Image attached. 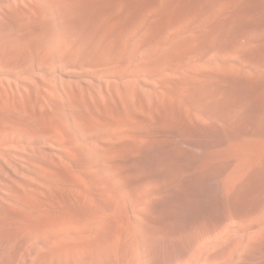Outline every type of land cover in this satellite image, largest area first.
Masks as SVG:
<instances>
[{"label":"rangeland","instance_id":"374dc122","mask_svg":"<svg viewBox=\"0 0 264 264\" xmlns=\"http://www.w3.org/2000/svg\"><path fill=\"white\" fill-rule=\"evenodd\" d=\"M112 260L264 264V0H0V264Z\"/></svg>","mask_w":264,"mask_h":264},{"label":"bare ground","instance_id":"6f19581e","mask_svg":"<svg viewBox=\"0 0 264 264\" xmlns=\"http://www.w3.org/2000/svg\"><path fill=\"white\" fill-rule=\"evenodd\" d=\"M86 11H87V10H86ZM86 13H87V12H86ZM88 13H89V12H88ZM88 13H87V15H88ZM71 15H74V14H71ZM79 15H80V14H79ZM161 49H162V48H161ZM154 51H155V50H154ZM154 51L152 50V54L155 53ZM161 51H162V50H161ZM165 51H166V50H165ZM153 52H154V53H153ZM156 52H157V50H156ZM143 53H144V52H143ZM147 53H149L148 55L146 54V56L148 57V56L151 54V52H147ZM152 54H151V56H152ZM149 57H150V56H149ZM139 106H140V105H139ZM134 109H135V108H134ZM132 115H133V114H132ZM130 116H131V115H130ZM135 117H136V116H135ZM126 119H127V118H126ZM130 119H131V118H130ZM137 120H138V119H136L135 122H136ZM130 121H131V120H130ZM125 122H126V121H125ZM127 123H130V122L127 121ZM133 123H134V122H133ZM122 124H123L122 126H124V127H125V126H126V127L129 126V125H127L126 123L124 124L123 122H122ZM144 124H145V123H144ZM98 125H99V124H98ZM99 126H100V125H99ZM101 126H102V125H101ZM132 126H133V125H132ZM129 129H130V128H129ZM129 129H125V131H124V133H126V134H124L126 138H127V136H126L127 133H129V132H127L126 130H129ZM129 131H130V130H129ZM132 133H133V132H131V134H132ZM131 134L129 133L128 136H130ZM133 134H135V133H133ZM139 135H140V133H139ZM122 136H123V135H122ZM132 136H133V135H132ZM130 137H131V136H130ZM131 138L134 139V136L131 137ZM138 138H139V136H138ZM135 139H137V138H135ZM135 139H134V140H135ZM129 141H130V140H129ZM136 141H137V140H136ZM123 143H124V142H123ZM129 143H130V142H129ZM121 144H122V143H121ZM135 145H136V144H135ZM133 146H134V145H133ZM118 147H119V146H118ZM227 154H228V153H227ZM236 156H237V154H236ZM115 158H116V157H115ZM119 160H120V159H119ZM105 163H106V162H105ZM112 168H113V167H112ZM60 187H61V186H60ZM74 188H75V187H74ZM227 190H229V189L227 188ZM149 197H150V196H149ZM35 209H36V208H35ZM48 212H49V211H48ZM53 213H54V212H53ZM57 213H58V212H57ZM59 214H60V213H59ZM50 215H51V214H50ZM19 216H20V215H19ZM53 216H54V215H53ZM92 216H94V215H92ZM43 217H44V216H43ZM43 217H41L42 219H39L40 224H39L38 222H36V224H34V226H35V225H37V223H38V225L35 226V227H36V229H35V230H36V234L39 233V234L42 236V235H45L44 232H48V233H49V236H51L52 233H50V231L55 229V227L53 228V226H54L55 224H57L58 226H63V225H64L65 230L67 229V227H65V223L62 222L63 220L65 221L66 218H62L61 220L58 218L57 221H56V223H55V220H53V219H46V218H45L46 216L44 217V218H45V220H44ZM68 217H69V216H68ZM85 217L87 218V216H85ZM96 217H97V216H96ZM48 218H49V217H48ZM60 218H61V216H60ZM77 218H78V217H77ZM80 218H81V217H80ZM80 218H78V219L81 220ZM83 218H84V216H83ZM86 218H85V219H86ZM94 218H95V217H92V218H89V217H88V220L93 219L92 222H94V221H95ZM98 218H99V217H98ZM78 219H77V221H78ZM95 219H96V218H95ZM100 219H101V218H100ZM42 220H43V221H42ZM51 220H53L54 223H52ZM71 220H72V223H71V224H73V223H74L73 221H75V220H73V219H71ZM71 220H70V221H71ZM82 220H83V219H82ZM37 221H38V220H37ZM66 221H67V220H66ZM66 221H65V222H66ZM68 221H69V220H68ZM70 221H69V222H70ZM83 221L86 222V220H83ZM97 221H99V220H96V222H97ZM69 222H68V224H69ZM92 222H90V223L92 224ZM34 223H35V221H34ZM66 223H67V222H66ZM75 223H76V221H75ZM78 223L81 224V222H79V221H78ZM61 224H62V225H61ZM68 224H67V225H68ZM79 224H78V225L73 224L74 228H76L77 226H79ZM84 224H86L87 226L91 227L90 224L88 223V221H87L86 223H84ZM133 224H134V222H133ZM57 225H56V228H57ZM67 225H66V226H67ZM86 225H85V226H86ZM135 226H136V225H135ZM31 227H33V226H31ZM16 228H17V227H16ZM37 228H39V229L37 230ZM74 228L72 229L71 227H69V228L66 230V232L68 231V233H69L70 230H71V231H72V236H73V235H74V234H73V230L76 231L79 227H77L76 229H74ZM80 228H85V227L82 226V227H80ZM80 228L78 229L79 231H81ZM31 229H32V228H31ZM85 229H87V228H85ZM85 229H83V230L85 231ZM136 229H137V228H136ZM35 230L32 229V231H35ZM78 230H77V231H78ZM87 230H88V229H87ZM262 230H263V229H262ZM29 231H30V230H29ZM32 231H31V233H33ZM56 231H57V230L55 229L54 232H56ZM61 231H62V230H60V232L57 231L56 233L53 234V236L56 237V236L58 235V232H59V234L62 233ZM79 231H78V232H79ZM260 231H261V230H260ZM81 232L83 233V231H81ZM81 232H80V233H81ZM85 232H86V231H85ZM85 232H84V233H85ZM87 232H88L89 234H92V233H93V235H94V236H91V235H89V234L87 233V234L89 235V237L92 239V241H90V243H92V242L94 241V239H95L94 237H95V236H99L98 233L94 232V229H93V232H91V231H87ZM90 232H91V233H90ZM27 233H28V232H27ZM80 233H79V236L82 235V234H80ZM50 234H51V235H50ZM63 234H64V233H63ZM70 234H71V233H70ZM87 234L85 233V235H87ZM112 234H113V233H112ZM26 235H27V234H26ZM60 235H61V234H60ZM75 235L77 236L78 233H77V234L75 233ZM88 235H87V236H88ZM117 235H119V234H117ZM28 236H29V235H28ZM30 236H31V234H30ZM38 236H39V235H38ZM53 236H52V237H53ZM63 236L65 237V234H64ZM82 236H83V235H82ZM82 236H81V238H82ZM100 236H101V235H100ZM100 236H99V237H96V239H97V238H99V240L102 239V238H100ZM119 236H120V235H119ZM262 236H263V233H262V232H260V233H258V234H256V235L254 234V237H257V239H258V238H259V239L262 238ZM52 237L50 238L51 240H52ZM57 237H58V236H57ZM61 237H62V235H61ZM92 237H93L94 239H93ZM58 238H59V237H58ZM83 238H84V236H83ZM85 238H86V237H85ZM40 239H41V238H40ZM53 239H54V238H53ZM88 239H89V238H88ZM96 239H95V240H96ZM106 239H107V238H106ZM109 239H110V238H109ZM116 239H117V238H116ZM255 239H256V238H255ZM85 240H87V239H85ZM97 240H98V239H97ZM97 240L94 241V243H95V242L97 243ZM99 240H98V243H99V242H100V243H99L97 246H95L96 244H95V245H91V244H90V246H92V247L95 246L96 248L98 247L97 250H100V252L97 251V250H95V249H94L95 247H93V248L88 247L89 250H88L87 248H86L87 250H86V249H82L83 246H81V244H82V241H84V240L82 239L81 241H79V242L81 243V244H79V247H81V248L76 249V253L74 252L75 256H76V254L78 253L77 251H80V252L82 253V255H83V254H85V253L90 252V251L93 249L94 251H97V252H99L100 254H101L102 251H103L102 254H104L105 252H107V254H109V255L111 256L110 259H112V255H111V253H108V251H110V249H111L110 246H109L106 242L103 243L104 241L101 242L102 240H101V241H99ZM117 240H118L117 242L114 240L115 243H118V242L121 241L120 239H117ZM119 240H120V241H119ZM64 241H65V242L63 243V245H64V244H65V245H68L67 249H68L70 246L73 247L72 244H70L71 242L69 243V244H70V245H69V244H66V240H64ZM33 242H34V241H33ZM54 242H57V241H54ZM85 242H86L87 244H86ZM112 242H113V241H112ZM57 243H58V242H57ZM57 243H55V244H57ZM61 243H62V242H61ZM84 243H85L86 245H89V244H88L89 241H84ZM84 243H83L82 245H84ZM101 243H102V244H101ZM122 243H123V242H122ZM122 243H121V244H122ZM55 244H53V245H54V246H53V247H54V250L56 249V248H55V246H56ZM59 244H60V243H59ZM59 244H58V245H59ZM92 244H93V243H92ZM117 245H118V244H117ZM114 246H116V245L114 244ZM118 246H119V245H118ZM120 246H125V245L122 244V245H120ZM53 247H52V248H53ZM56 247H57V246H56ZM61 247H62V245H61ZM61 247H60V249H59V247H57V249H59L60 251H63V250H61V249H64V248L66 249V246H63V248H61ZM112 247H113V246H112ZM116 247H117V246H116ZM116 247H114V249H116V252H117V250H118L117 248H118V247H117V248H116ZM73 248H74V247H73ZM83 248H84V247H83ZM90 248H91V250H90ZM121 248H122V247H121ZM46 249H47V248H46ZM69 249H70V248H69ZM69 249H68L67 251H69ZM122 249H123V248H122ZM124 249H125V248H124ZM59 250H55V251H53V252L57 253ZM93 250H92V252H93ZM111 250H112V249H111ZM56 251H57V252H56ZM60 251H59V252H60ZM70 251H71V253H73L72 248H71ZM74 251H75V250H74ZM104 251H105V252H104ZM112 251H113V250H112ZM122 251H123V250H122ZM80 252H79V253H80ZM92 252H91V253H92ZM113 252H115V251H113ZM113 252H112V253H113ZM116 252H115V254H116ZM119 252H120V247H119ZM55 253H54V254H55ZM60 253H62V252H60ZM60 253H59V254H60ZM63 253H64V252H63ZM79 253H78V254H79ZM81 253H80V254H81ZM91 253H90V254H91ZM66 254H67V253H66ZM78 254H77V255H78ZM90 254H89V255H90ZM93 254H95V253L93 252ZM113 254H114V253H113ZM115 254H114L113 258H114V257H116V258L118 257V256L115 255ZM60 255H62V254H60ZM63 255H64V254H63ZM68 255L70 256V254H68ZM68 255L66 256V259L69 261V258H70L73 254H71L70 257H69ZM91 255H92V254H91ZM105 255H106V254H105ZM105 255H104V256L102 255V256L108 258V257L105 256ZM118 255L121 256V255H122V252H121V254H118ZM75 256H74V257H75ZM83 256H84V255H83ZM85 256H86V259H87L88 256H87V255H85ZM94 256H97V254H96V255H92V257H94ZM100 256H101V255H100ZM110 256H109V257H110ZM122 256H124V255H122ZM48 257H49V256H48ZM59 257H60V256H59ZM59 257H58V258H59ZM64 257H65V256H64ZM67 257H68V258H67ZM74 257H73V258H74ZM81 257H82V256H81ZM92 257H91V258H92ZM75 258H76V257H75ZM75 258H74V259H75ZM94 258H95V257H94ZM61 259H63L62 256H61ZM61 259H59V260H61ZM64 259H65V258H64ZM70 259L73 260L72 258H70ZM86 259H85V260H86ZM117 259H118V258H117ZM119 259H120V258H119ZM67 260H66V261H67ZM85 260H84V261H85ZM93 260H94V259H93ZM91 261H92V260H91ZM85 262H86V261H85ZM107 262H108V261H107ZM112 262H113V264H114V261H113V260H112L110 263H112ZM63 263H64V262H63ZM94 263H95V262H94ZM108 263H109V262H108ZM110 263H109V264H110ZM56 264H57V263H56ZM65 264H66V263H65ZM116 264H117V263H116Z\"/></svg>","mask_w":264,"mask_h":264}]
</instances>
